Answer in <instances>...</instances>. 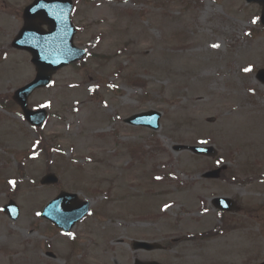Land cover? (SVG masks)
I'll return each instance as SVG.
<instances>
[{"label": "rangeland", "instance_id": "1", "mask_svg": "<svg viewBox=\"0 0 264 264\" xmlns=\"http://www.w3.org/2000/svg\"><path fill=\"white\" fill-rule=\"evenodd\" d=\"M29 2L0 0L1 95L11 97L35 73L30 55L10 44ZM73 3L74 43L87 55L29 98L30 107L47 108L38 131L62 154L28 158L37 130L7 98L10 106L0 107V208L10 198L20 207L16 221L0 211V264H125L124 253L128 264L258 263L264 258V85L255 76L264 68L260 6L245 0ZM187 50L202 61L177 62ZM242 109L236 127L220 129ZM148 110L161 112L158 130L124 122ZM238 135L253 141L251 155L238 148ZM177 144L211 145L218 154L175 152ZM216 163L224 166L223 178L202 179ZM47 171L58 175L56 185H39ZM170 171L182 187L153 181L159 173L170 179ZM61 189L90 202V213L68 233L38 216ZM214 197L232 199L238 211L223 212L218 236L195 239L223 225ZM134 239L167 247L134 249ZM220 247L224 254H209Z\"/></svg>", "mask_w": 264, "mask_h": 264}, {"label": "water", "instance_id": "2", "mask_svg": "<svg viewBox=\"0 0 264 264\" xmlns=\"http://www.w3.org/2000/svg\"><path fill=\"white\" fill-rule=\"evenodd\" d=\"M256 1L262 5L261 22L264 24V0ZM71 9L70 0H34L23 12L25 23L19 31L12 45L20 49H26L32 54V62L36 66V76L32 82L15 91L13 98L19 103L27 120L35 125L41 124L45 118L44 110H29L27 98L38 87L45 86L51 79V75L62 65L80 58L84 51L74 48L72 36L74 29L69 20ZM47 24L48 31L41 25ZM264 76V71H261ZM159 113L148 112L132 116L127 121L133 124H144L153 128L158 127ZM183 147H177L181 149ZM197 153H210L212 149L203 152L202 149L190 148ZM205 176H217L211 172ZM57 178L54 174H47L41 179V183H55ZM88 209V202L80 201L76 195L65 192L51 201L44 209L42 215L52 220L58 226L69 229L80 219ZM4 211L15 219L18 216L17 206L10 201L4 207ZM134 247L145 249L160 248L157 243L134 242ZM137 264H156L137 263ZM261 264H264L261 263Z\"/></svg>", "mask_w": 264, "mask_h": 264}, {"label": "bare ground", "instance_id": "3", "mask_svg": "<svg viewBox=\"0 0 264 264\" xmlns=\"http://www.w3.org/2000/svg\"><path fill=\"white\" fill-rule=\"evenodd\" d=\"M200 38H197L196 39V41L197 42H199L198 40H199ZM189 52H192L191 50H187V51H185V52H181L180 51V56H179V58H181V59H179L177 62H180L181 61V64H185L186 63V61L188 60V59H190L191 60V62H190V64H192V63H195V64H198V62L197 61H202V58H200V57H198V56H195L194 57V55H191ZM247 112V110L246 109H242V110H240L239 111V114L236 116V115H232L231 116V118H228L227 120H226V123H225V128H224V120L222 121V123L220 124V128L221 129H224L225 131H227V129L229 128V127H236L235 126V122H237L238 120H239V115L241 114H245ZM229 131H231L230 129H229ZM234 141H235V143L238 145V147L241 149V152L242 153H244L243 151H242V144L244 143V141L245 140H241V136L240 135H238L237 136V138H234ZM245 154V153H244ZM125 254V264H128V255L126 254V253H124ZM204 262H206V260H203ZM102 262H105V263H108L107 262V258H106V255H102Z\"/></svg>", "mask_w": 264, "mask_h": 264}, {"label": "snow or ice", "instance_id": "4", "mask_svg": "<svg viewBox=\"0 0 264 264\" xmlns=\"http://www.w3.org/2000/svg\"><path fill=\"white\" fill-rule=\"evenodd\" d=\"M255 22H256V21L253 20V23H255ZM212 47H218V45H212ZM250 70H251L250 68H245V69H244V71H246V72H247V71H250ZM9 183L14 185V184H15V181L10 180Z\"/></svg>", "mask_w": 264, "mask_h": 264}]
</instances>
